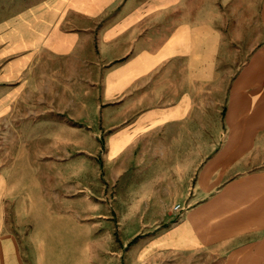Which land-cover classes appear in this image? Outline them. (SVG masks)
Here are the masks:
<instances>
[{"label": "crops", "instance_id": "crops-1", "mask_svg": "<svg viewBox=\"0 0 264 264\" xmlns=\"http://www.w3.org/2000/svg\"><path fill=\"white\" fill-rule=\"evenodd\" d=\"M14 4L0 264H264V0Z\"/></svg>", "mask_w": 264, "mask_h": 264}, {"label": "rangeland", "instance_id": "rangeland-1", "mask_svg": "<svg viewBox=\"0 0 264 264\" xmlns=\"http://www.w3.org/2000/svg\"><path fill=\"white\" fill-rule=\"evenodd\" d=\"M19 1L20 0H0V20L10 15L12 12L17 11L16 10L17 6L14 3H17ZM101 200L107 202V204L116 203V197H101V196L93 197L94 202L100 203ZM114 231L116 232L115 228Z\"/></svg>", "mask_w": 264, "mask_h": 264}, {"label": "built area", "instance_id": "built-area-1", "mask_svg": "<svg viewBox=\"0 0 264 264\" xmlns=\"http://www.w3.org/2000/svg\"><path fill=\"white\" fill-rule=\"evenodd\" d=\"M182 207H181V205L180 204H175L173 207H172V209L174 210V211H178V210H180Z\"/></svg>", "mask_w": 264, "mask_h": 264}]
</instances>
